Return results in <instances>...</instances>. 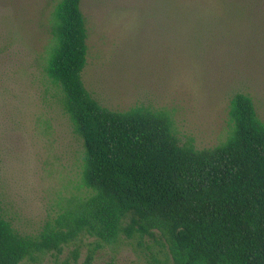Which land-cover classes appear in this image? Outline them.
<instances>
[{"label":"rangeland","instance_id":"1","mask_svg":"<svg viewBox=\"0 0 264 264\" xmlns=\"http://www.w3.org/2000/svg\"><path fill=\"white\" fill-rule=\"evenodd\" d=\"M57 1L0 0V208L28 235L82 191V141L45 72ZM81 10L82 78L102 105L167 111L180 141L197 148L227 137L237 92L264 121V27L253 31L215 0H82ZM19 264L173 263L156 234L116 243L84 236Z\"/></svg>","mask_w":264,"mask_h":264},{"label":"trees","instance_id":"2","mask_svg":"<svg viewBox=\"0 0 264 264\" xmlns=\"http://www.w3.org/2000/svg\"><path fill=\"white\" fill-rule=\"evenodd\" d=\"M81 1H57L45 72L82 141V191L35 235L19 232L0 208V264L60 253L84 236L116 243L156 234L173 264H264V121L252 97L233 95L229 133L208 148L181 142L167 111L102 105L82 78ZM215 2L253 31L264 27V0Z\"/></svg>","mask_w":264,"mask_h":264}]
</instances>
